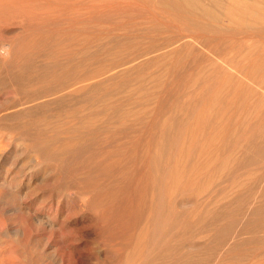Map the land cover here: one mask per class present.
<instances>
[{"label": "rangeland", "instance_id": "1", "mask_svg": "<svg viewBox=\"0 0 264 264\" xmlns=\"http://www.w3.org/2000/svg\"><path fill=\"white\" fill-rule=\"evenodd\" d=\"M238 1L0 0V264H264V0Z\"/></svg>", "mask_w": 264, "mask_h": 264}, {"label": "bare ground", "instance_id": "2", "mask_svg": "<svg viewBox=\"0 0 264 264\" xmlns=\"http://www.w3.org/2000/svg\"><path fill=\"white\" fill-rule=\"evenodd\" d=\"M226 3L223 2H216L209 4V6L205 5L203 3V0H159V3L166 4L168 7L170 6L172 10H177V9H182V10H187L189 9L190 11H193L196 16H201L204 18L209 19L210 21H213V23H217L219 17H224V18H234L238 17V13L241 11L239 16L243 18L245 16V10L243 6L239 4L238 0H225ZM213 2V0H211ZM158 3V4H159ZM160 5V4H159ZM184 7V8H182ZM200 19V18H198ZM97 29V28H96ZM203 34V33H202ZM252 34V33H251ZM138 35V34H137ZM228 37V36H227ZM196 40V39H195ZM221 40V39H220ZM191 44V43H190ZM191 47V46H190ZM188 47V49L190 48ZM166 50V49H164ZM264 54V53H263ZM256 56V55H255ZM102 57V56H101ZM172 58V57H171ZM259 59V65L262 66L264 65V55H262ZM238 74V73H237ZM70 92V91H69ZM262 102V101H261ZM262 112V111H261ZM227 125V124H226ZM117 136V135H116ZM92 138V137H91ZM245 138V137H244ZM125 141V140H124ZM220 141V140H219ZM77 143V142H76ZM138 143V142H137ZM139 144V143H138ZM212 144V143H211ZM6 150V149H5ZM183 152V151H182ZM2 155V154H1ZM188 158V157H187ZM219 158V157H218ZM112 161V160H111ZM115 161V160H113ZM118 162V160H117ZM184 162V161H182ZM113 163V162H111ZM114 164H110V168H115L117 166V163L114 162ZM119 163V162H118ZM128 163V162H127ZM121 164V163H120ZM123 164V163H122ZM133 164V163H132ZM176 166V165H174ZM6 167V166H5ZM31 169V168H30ZM131 169V168H130ZM29 170V169H28ZM47 171V170H46ZM134 171V170H133ZM195 171V170H194ZM205 171V170H204ZM46 173V172H44ZM209 173V172H208ZM190 176V175H189ZM180 177V176H179ZM189 178V177H188ZM9 179V178H8ZM175 184V183H174ZM206 185V184H205ZM207 187V186H206ZM68 216V215H67Z\"/></svg>", "mask_w": 264, "mask_h": 264}, {"label": "clouds", "instance_id": "3", "mask_svg": "<svg viewBox=\"0 0 264 264\" xmlns=\"http://www.w3.org/2000/svg\"><path fill=\"white\" fill-rule=\"evenodd\" d=\"M11 55L10 45L0 44V57L7 58Z\"/></svg>", "mask_w": 264, "mask_h": 264}]
</instances>
